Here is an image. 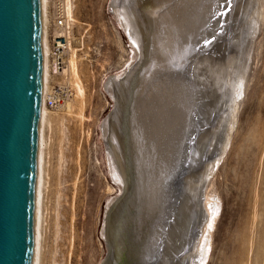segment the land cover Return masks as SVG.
I'll return each instance as SVG.
<instances>
[{"label":"rangeland","instance_id":"1","mask_svg":"<svg viewBox=\"0 0 264 264\" xmlns=\"http://www.w3.org/2000/svg\"><path fill=\"white\" fill-rule=\"evenodd\" d=\"M112 1L71 0L74 64L62 81L71 83L74 96L60 109L48 110L44 123L40 264H102L109 257L101 232L107 206L119 198L120 188L109 171L101 130L113 112L106 85L137 59ZM241 2V20L229 22L221 39L201 49L225 45L226 58H234L230 77L239 86L229 93L224 87L196 133L193 148L202 157L178 182L180 202L193 208L191 244L198 245L201 232L208 234L205 264H264V0L236 3ZM253 20L256 31L250 28ZM230 111H235L232 121ZM207 195V207L215 205L205 210ZM189 248L176 264L187 262Z\"/></svg>","mask_w":264,"mask_h":264},{"label":"bare ground","instance_id":"2","mask_svg":"<svg viewBox=\"0 0 264 264\" xmlns=\"http://www.w3.org/2000/svg\"><path fill=\"white\" fill-rule=\"evenodd\" d=\"M237 1L231 0V10L224 7L225 0L112 1L111 7L137 59L123 75L113 76L106 85L112 97L113 112L103 122L101 130L109 171L112 180L119 185L120 196L107 206L101 233L109 257L102 264H176V259L185 249H190L189 246L193 251L189 250V257L186 255L187 264L205 261L207 244L203 245L204 250L201 251L202 232L199 243L196 241L198 245L191 244L195 238L189 228L193 208H184L180 202L181 195L177 202L172 201L170 182L181 160L191 159L190 164H193L202 157L196 147L191 151L186 147L187 140L198 127L194 120L197 112H201V117L202 113L210 112L215 107L214 103L221 99L225 86L228 93L237 86V80L230 77L234 58H226L225 45H217L201 53V49L210 46L204 43L205 39L212 41L213 35L217 40L221 39L220 33H224L229 22L236 24L241 20L245 10L243 3ZM147 7L155 14L147 12ZM220 12H226L227 15H220ZM64 13V32L69 48L65 61L67 68L63 75H67L68 80V75L73 72L75 52L70 28L73 18L71 0H64ZM48 22L47 15L35 264L41 263L42 246L41 200L45 184L43 128L49 113L44 104L49 81ZM257 22L253 20L250 28L255 30ZM133 41L136 42L135 46ZM151 59H154L155 66L140 71L139 68L143 69ZM174 61H177L176 65L172 64ZM67 83L72 87L71 83ZM232 90L233 94L237 92V89L236 92ZM230 112V119L227 120L232 121L235 111ZM209 198L208 195L205 197V210H208L207 204H211ZM211 212L215 214V211ZM207 217L214 222L209 215ZM122 257L125 261L121 260ZM182 261L184 264L185 260Z\"/></svg>","mask_w":264,"mask_h":264},{"label":"water","instance_id":"3","mask_svg":"<svg viewBox=\"0 0 264 264\" xmlns=\"http://www.w3.org/2000/svg\"><path fill=\"white\" fill-rule=\"evenodd\" d=\"M46 21L47 0H0V264H35ZM208 113L197 112L188 150ZM186 160L170 182L175 202Z\"/></svg>","mask_w":264,"mask_h":264},{"label":"built area","instance_id":"4","mask_svg":"<svg viewBox=\"0 0 264 264\" xmlns=\"http://www.w3.org/2000/svg\"><path fill=\"white\" fill-rule=\"evenodd\" d=\"M47 36L48 53V90L44 97V104L48 110H58L74 96V91L64 78L66 57L69 42L65 36L64 0H48Z\"/></svg>","mask_w":264,"mask_h":264},{"label":"snow or ice","instance_id":"5","mask_svg":"<svg viewBox=\"0 0 264 264\" xmlns=\"http://www.w3.org/2000/svg\"><path fill=\"white\" fill-rule=\"evenodd\" d=\"M224 7H225V8H228L229 10H231V8L233 7V6H232V3H231V0H225ZM219 14H220V15H227L226 12H220ZM212 39H213V40L216 39L215 35H213ZM211 42H212V41H211V40H208V39H205V41H204L205 44H209V45L211 44ZM133 45H134V46L136 45V42H135V41H133ZM209 207H211V206H209ZM207 227H208L209 229H211V228L213 227L211 221L208 222ZM207 236H208L207 232H204V233H203V242L201 243V251L204 250L203 245H204V244H207ZM201 264H205V261L202 260V261H201Z\"/></svg>","mask_w":264,"mask_h":264}]
</instances>
